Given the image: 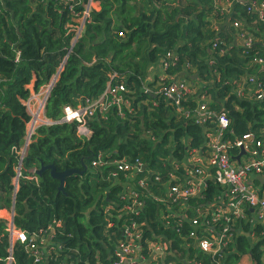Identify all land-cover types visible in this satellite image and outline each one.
Wrapping results in <instances>:
<instances>
[{"label": "trees", "instance_id": "trees-1", "mask_svg": "<svg viewBox=\"0 0 264 264\" xmlns=\"http://www.w3.org/2000/svg\"><path fill=\"white\" fill-rule=\"evenodd\" d=\"M93 2L98 8L90 0H0V211L14 208L15 226L28 235L46 231L53 247L44 256L46 264H112L123 226L132 220L144 229L141 243L146 256L148 240L167 243L168 251L154 264H182L185 259L234 264L245 253L252 254L254 264H264V222L252 225L237 219L235 227L251 233L246 236L234 231V245L223 258L194 245L210 235L204 228L207 221L213 224L210 206L222 191L217 182L208 180L202 195L187 203L169 195L171 187L185 182L187 166L182 159L188 148H206L205 132L216 129L212 119L202 125L179 108L192 112L207 92L210 109L226 113L230 119L226 141L233 143L248 132L264 135V100L238 94L246 92L252 76L264 85V64L256 61L264 59V19L258 10L264 0H229L230 5L226 0ZM86 10L90 12L85 29L73 43L75 32L69 30L78 26L76 19ZM245 39L252 40L249 46L242 45ZM168 52L178 58H166ZM164 60L170 65L166 79L160 80ZM62 64L47 100L48 118H61L65 105L99 98L113 72L118 75L114 83L124 82L133 98L134 111L126 110L122 117L119 108L112 107L96 115L87 122L89 136L79 134L75 123L42 125L21 157L30 120L24 105L30 85L39 90ZM151 74L153 82L147 79ZM192 74L197 78L192 80ZM178 75L196 85L175 105L164 90ZM171 153L179 163L178 172L171 165ZM99 154L104 165L93 163ZM122 158L130 163L138 159L147 169L135 177L119 170L116 177L114 160ZM50 164L58 171H86L68 177L60 191V180L52 176L51 169L31 177L33 170ZM145 175L151 177L148 184L137 185ZM127 186L142 203L138 214H121ZM261 186L262 194L264 184ZM176 207L187 208V218L174 216L167 225L161 213H171ZM246 212L252 217L250 208ZM205 213L210 215L205 217ZM192 218L202 225H192ZM7 223L0 216V264H6L9 255ZM225 226L223 220L216 221L217 231ZM14 256L15 264H33V255L19 241L14 243Z\"/></svg>", "mask_w": 264, "mask_h": 264}, {"label": "built area", "instance_id": "built-area-1", "mask_svg": "<svg viewBox=\"0 0 264 264\" xmlns=\"http://www.w3.org/2000/svg\"><path fill=\"white\" fill-rule=\"evenodd\" d=\"M92 2V0H91ZM90 2V5H91ZM89 5V7H90ZM260 14L264 19V3H262L260 9ZM89 10L85 11V21L89 16ZM238 27L239 23H235ZM81 33L79 29L75 30V36H80ZM244 37L243 35H241ZM79 38V37H78ZM77 38V39H78ZM251 39H245L242 41L243 46H249L251 44ZM218 44V38L213 43V47ZM68 57V55L65 57ZM177 59V56H173L172 52L167 53L166 58ZM258 64L263 65L264 59L262 57L256 60ZM161 69L164 71L159 77L160 80H165L167 75L165 70L169 67L170 62L168 60L162 61ZM190 66L187 65L186 69ZM187 74V73H186ZM188 75V74H187ZM117 73L113 72L110 74V81L103 92V94L95 99H85L79 102L76 106L71 104L65 105L63 107V115L59 119H50L45 115V109L47 105V100L51 92L52 82L47 83L39 88V90L32 89L28 98L24 101L29 114L30 120L27 124V139L26 146L30 143L31 137L36 132L37 128L42 125H54L61 123H75L79 130V134L83 136H89L91 133L88 131L87 122L94 119L98 114H105L112 107L119 108V115L124 117L125 111L133 112V98L129 97L127 94V88L124 82L114 83V79L117 77ZM181 76V74H180ZM179 75L174 78L171 83L168 84L164 90L165 95L168 98H172L175 101V105H180L181 100L185 99L188 94L193 90L189 83L190 81L186 79H181ZM153 80V79H152ZM247 81L251 83L249 87L238 92L239 95L256 97L258 100H264V85L255 76L250 77ZM246 81V82H247ZM153 82V81H152ZM245 82V83H246ZM145 90L149 91L150 88L145 85ZM247 93V94H246ZM210 96L207 92L199 99L198 106L191 112L179 108V112L184 113L188 118H195L196 122L202 125H206L208 120H213L216 123V129H212L206 132L209 136H214L215 140L207 142V146L210 149V153L207 156L208 164L211 169H214V173H209L204 171V165L201 163L197 151L190 148V156L193 161L191 165L192 171L186 172L185 182L182 184L177 183V185L171 187L169 190V195L176 198V200H181L187 203V200L191 197L201 196L203 190L207 188L208 180H213L221 186L220 199L217 202L211 204L213 224H209V221L205 223V230L210 234L204 238L197 240L194 245L202 252L210 254L212 256L225 257L228 252H225L230 245H234L233 241L235 238L234 222L240 219L244 222L251 221L252 225L256 221L264 222V193L261 194L260 188H258L253 182V178L264 177V135L260 137L254 132H248L243 136L237 138L233 143L225 140V135L230 132V119L226 113L217 114L212 111L209 107ZM224 140L223 142H221ZM231 147H239L241 153L244 150L243 155L246 158L239 165L233 162L231 156ZM25 151L21 150L19 154L23 155ZM240 153V154H241ZM240 154H238L240 156ZM236 155V154H235ZM236 155V156H238ZM114 162L117 164L118 171H114L113 175L118 177L119 170L129 171L125 172L127 177H135L139 172L146 170V166L136 159L135 162L130 163L127 159H115ZM94 165H104V160L102 159V154H99L97 160L93 162ZM188 165V164H187ZM180 169L177 166L175 172ZM33 176L36 175V170H33ZM21 176L20 166L17 169V180L16 187L18 186V179ZM172 177L177 179V175L171 174ZM150 176L145 175L143 178L137 180V185L146 186ZM159 177H156L158 180ZM133 180H130V183ZM129 185V184H128ZM135 188V183H132ZM126 188L124 193V206L121 208V214H138L140 209H142V203L138 201V194L131 188ZM167 188V187H166ZM247 208L252 210L250 215L246 212ZM208 210V209H207ZM187 208H172L171 213L163 214L161 213V220L167 225H171V218L178 217L180 219L187 218ZM195 212L202 214L203 210L195 209ZM8 221L6 230L10 237V246L8 249L9 255L6 260V264H15L14 256V243L19 241L26 245L27 251L33 255V264H46L44 262V256L51 253L53 247L50 246L48 236H45V230H40L38 233H33L28 235L25 231L18 229L14 224V210H8ZM210 213H205V217L209 216ZM223 220L227 223L221 231L216 230V221ZM192 225L199 227L202 223L198 218L190 220ZM232 226V227H231ZM240 229V228H239ZM232 231V232H231ZM123 237L119 239L117 248L115 251V261L112 264H154L157 260L162 258V256L168 251L167 243H162L159 241H147L148 249H150L149 256H146L144 250L145 247L141 243L143 238L144 229L141 223H137L135 220L128 221L123 226ZM187 247V246H186ZM172 253H174L172 251ZM159 261V260H158ZM182 264H201L200 261H195L194 259L181 260ZM175 264V263H172ZM217 264H222L221 261H217Z\"/></svg>", "mask_w": 264, "mask_h": 264}, {"label": "crops", "instance_id": "crops-1", "mask_svg": "<svg viewBox=\"0 0 264 264\" xmlns=\"http://www.w3.org/2000/svg\"><path fill=\"white\" fill-rule=\"evenodd\" d=\"M95 6H96V4H95ZM155 71L157 70V68L155 67V69H154ZM193 75L194 74H192V75H190L189 77H191V79L192 80H194L195 78L193 77ZM154 78V75H150V76H148V81L149 82H151L152 81V79ZM193 84V85H192ZM192 84H191V81H190V83H189V85L190 86H193V88L195 87V85H196V82H192ZM197 86H198V84H197ZM209 133H211V132H209ZM209 133L206 135V132H205V136H206V138H207V142H209V141H211V140H215V138H214V136H209ZM224 140H222L221 142H223ZM207 142H206V148H192V149H195L196 151H197V155L199 156V158H200V161H201V163L204 165V167H203V169H204V171H208L209 173H212V171H213V173H214V169H211V168H208L209 167V164H208V159H207V156H208V154L210 153V149L208 148V146H207ZM233 147H231L230 149L231 150H233V149H235L236 151L235 152H232L231 151V156H232V159H233V162L235 163V164H237V165H239L240 163H242L243 162V160L246 158V156L245 155H243L242 153H241V149L239 148V147H237V148H233ZM241 153V154H240ZM238 155V154H240V156L238 155V156H236V155ZM183 160V162L186 164V166H187V168H186V170H185V173L186 172H191L192 171V168L193 167H191V165H193V161H192V159H191V156H190V148H188V150L186 151V153L184 154V158L182 159ZM170 162H171V165H172V167H173V169L174 170H176V168H177V166H179L178 164V162H177V159H176V157H175V155L173 154V153H171V155H170ZM188 164V165H187ZM262 179L264 180V177H261V178H257V179H254L253 178V182L255 183V185L258 187V188H262V184H264V182H262ZM257 180H259V182L261 183V185L258 183V181ZM0 216L1 217H3V218H8V216H9V214H8V210L7 209H2L1 211H0ZM233 230L234 231H237L238 233H242V232H244V231H242L243 230V228L241 227L240 229L238 228V227H235V228H233ZM245 233V232H244ZM247 233V232H246ZM245 233V234H246ZM251 233V232H250ZM246 236H248V235H246ZM234 264H254V260H253V256H252V254H250V253H245V254H242V255H240V257L238 258V260H236L235 262H234Z\"/></svg>", "mask_w": 264, "mask_h": 264}, {"label": "water", "instance_id": "water-1", "mask_svg": "<svg viewBox=\"0 0 264 264\" xmlns=\"http://www.w3.org/2000/svg\"><path fill=\"white\" fill-rule=\"evenodd\" d=\"M63 66V64H62ZM59 75V71L57 72L56 76ZM194 78H197V75L194 74L193 75ZM55 83V78L52 81V85L51 87H53ZM242 153H244V150L242 151ZM45 169H51V174L53 177L58 178L60 180V186H59V190L60 191H64V184H65V180L74 175V174H83L86 169L84 170H80V169H66L63 171H58L56 166L54 164H50V165H42L39 169L36 170V173L41 174ZM262 182H264V180L262 179ZM14 209V208H13ZM250 233H246L245 235H249Z\"/></svg>", "mask_w": 264, "mask_h": 264}, {"label": "rangeland", "instance_id": "rangeland-1", "mask_svg": "<svg viewBox=\"0 0 264 264\" xmlns=\"http://www.w3.org/2000/svg\"><path fill=\"white\" fill-rule=\"evenodd\" d=\"M226 2H227V4L228 5H230L228 2H229V0L227 1L226 0ZM177 3V2H176ZM95 4H96V6H95ZM91 6H94V7H97L98 8V4H97V2H95V3H92V5ZM219 6L220 7H222V4H219ZM223 11H224V7H223ZM76 21H77V23H78V26L77 27H73V28H71L70 30H69V32L70 31H72V32H75V30L77 29H79V31H80V33L82 34V32H83V30L85 29V14H83L81 17H79V18H77L76 19ZM216 27H217V25H216ZM81 36V35H80ZM80 36H75L73 39H72V42L73 43H75V41L77 40V38L78 37H80ZM71 51V48L69 49V52ZM61 68H63L62 67V65H61ZM55 78V81H57L58 80V76H56V74H55V76L53 77V79ZM31 85H32V83H31ZM28 138V137H27ZM26 138V139H27ZM31 139V138H30ZM27 143V142H26ZM26 143H25V145H24V147H23V150L25 151V149H26ZM33 176V175H32ZM31 176V177H32ZM17 180V179H16Z\"/></svg>", "mask_w": 264, "mask_h": 264}, {"label": "clouds", "instance_id": "clouds-1", "mask_svg": "<svg viewBox=\"0 0 264 264\" xmlns=\"http://www.w3.org/2000/svg\"><path fill=\"white\" fill-rule=\"evenodd\" d=\"M90 2H91V0H90ZM92 3H95V2H93V0H92V2H91V5H92ZM62 70V68L60 67V69L58 70L59 71V75H60V71ZM57 74V73H56ZM59 75H58V77H59ZM54 79H52L50 82H52ZM49 82V83H50ZM56 82V81H55ZM30 88H31V90L33 89V87H32V85H30ZM53 88V87H52ZM52 90V89H51Z\"/></svg>", "mask_w": 264, "mask_h": 264}]
</instances>
